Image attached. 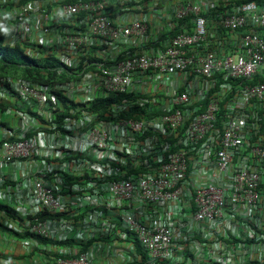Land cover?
Instances as JSON below:
<instances>
[{
	"label": "built area",
	"instance_id": "built-area-1",
	"mask_svg": "<svg viewBox=\"0 0 264 264\" xmlns=\"http://www.w3.org/2000/svg\"><path fill=\"white\" fill-rule=\"evenodd\" d=\"M2 1L13 3L9 7L14 21L7 30L10 37L34 39L38 33L43 44L62 46L77 55L93 40L143 39L151 26L141 18L117 23L108 15L114 0ZM147 1L157 6L160 0H135V10L146 12ZM215 3H220V9L211 20L207 13ZM53 7L60 11L56 19L49 14ZM164 8L170 9V19L178 23L194 15L192 30L183 28L168 45L161 43L156 50L128 54L119 61L99 56L103 59L95 61L92 69L80 73L83 80L92 74L90 82L99 93L93 94L89 84L81 81L80 93L88 99L69 97L76 106L71 105L66 121L77 112L93 111L68 159L70 166H77L74 179L63 184L57 171L54 184L32 179L29 194L37 209L17 210L34 215L28 224L30 233L59 240L65 238L63 232L40 214L42 210L68 211L69 222L54 221L61 231L73 228V238L84 242L112 238L137 256L133 244L135 249L139 244L143 264H201L198 259L203 264L264 262V232L259 233L264 230V169L255 167L264 163V138L251 137L258 109H264V36L257 31L264 27V5L256 0H168ZM81 15L85 28L66 29L64 19ZM137 73H151L170 82L152 97L142 96L132 88ZM215 74L243 81L218 84ZM11 84L20 96L35 99L44 110L51 107L49 86L35 88L19 79ZM67 88L81 91L75 83ZM113 93H135L137 98L106 111L100 98ZM229 94L228 112L219 123L221 104ZM134 103L147 114L160 115L114 118ZM96 105L102 109L95 110ZM53 130V134L58 132ZM39 136L26 133L4 140L0 160L20 163L30 159L43 144ZM204 172L213 179L208 184L201 180ZM76 175H81L78 181ZM193 175L200 180L192 181ZM59 184L65 185L64 190ZM203 221L221 223L225 234L204 233V240L196 241L195 227ZM189 241L197 258L191 256ZM76 246L55 257L56 264H91L88 248L82 252Z\"/></svg>",
	"mask_w": 264,
	"mask_h": 264
},
{
	"label": "crops",
	"instance_id": "crops-1",
	"mask_svg": "<svg viewBox=\"0 0 264 264\" xmlns=\"http://www.w3.org/2000/svg\"><path fill=\"white\" fill-rule=\"evenodd\" d=\"M116 1V0H114ZM42 8H48L44 2L38 3ZM149 9L144 13H139L137 10L128 11L126 13H119V10L122 8H116L117 16L115 17V21L119 24L124 25L134 19H145L151 23L149 33L143 39L138 38H128V39H120L117 41H108L104 43L103 41H92V44H96L98 47H102L99 49V52L93 54L95 56H103L109 59H116L123 52L132 49L143 47L149 43L153 42V45L145 48L144 51H153L156 48H151L156 46V43L162 38L163 30L170 23V15L169 10L167 8H163L159 5L156 6L153 3H150ZM127 8H129L127 6ZM35 15L39 12L35 10ZM49 14L53 19H56L60 15V11L58 7H53L49 11ZM67 24L68 30H77V28L81 27L85 28L84 21L79 18L69 17L64 19ZM14 24V21L11 19V12L9 6H2L0 8V30L9 29ZM38 40H40V36L38 33L35 35ZM147 41V42H146ZM146 42V43H145ZM145 43V44H144ZM87 53H89L87 51ZM69 54V63L71 64L70 57L74 56L73 52H68ZM64 54V55H66ZM67 56V55H66ZM77 66V64H75ZM80 73V72H79ZM91 75L88 74L83 79H73L71 82V86L74 83L81 88V91H78L73 88H69L67 94L72 99H88V97L82 92L83 84L88 83L89 89L93 94H98L99 91L92 84ZM82 81V82H81ZM178 86L184 87L183 81L181 79H176ZM168 79L164 78H156L151 73H137L133 79L132 88L135 93H138L142 96L152 97L155 91H160L161 89H166V85L169 84ZM70 85V84H69ZM195 94V92H194ZM100 96V95H99ZM198 94L196 93V98ZM92 105V104H91ZM58 107L63 106L61 104L57 105ZM53 106L50 109L44 110L42 108L43 116H39L36 112L39 111V105L30 100H21L16 102L14 95L10 94L6 91L5 88L0 86V141L5 138L17 137L26 133H36L40 134V147L33 154L30 159H23L20 163L11 162L6 163L4 161H0V200L3 202H8L14 209L25 208L27 211L33 212L37 209V207L33 204L30 199V183L32 179L46 180L52 184H54L60 175L63 184H70L73 181V173L76 172V165L70 166L68 159H70L74 153L72 152V148L74 147L75 142H79L77 139L80 138L83 127L87 125V121L90 118H93L91 114H93L92 110H89L86 115L80 114L77 112L75 118H71L64 123L70 127L71 131L68 133L64 132H55L53 134V129H50L49 123L43 119L46 118H55L57 112L54 111L55 107ZM89 114V115H88ZM59 119V118H58ZM81 145H85V142H82ZM72 152V154L70 153ZM84 167H82V170ZM261 169H264L262 167ZM57 170H61L58 176H54L53 173ZM79 172V170H77ZM195 176V177H194ZM201 180L204 183L208 184L213 179L209 174H202ZM78 181L81 178V175H76ZM192 181H199V176L193 175ZM63 190L65 185L61 186ZM8 200V201H5ZM189 208V206H188ZM264 217V213H263ZM0 221L7 222L13 225L10 219L6 216V214L0 211ZM72 231H63V234L66 237H73V233L75 230L73 228ZM4 229L0 226V264H52L53 259L51 258L55 252L59 251L60 253H70L72 248H76V245H70L69 243L59 244V247L53 246L56 243H40L43 248H48L50 250L43 252H33L32 248H26L22 240H20L15 234L11 236L4 235ZM209 233V235L215 234H225L223 230V226L221 223L216 222L214 225L212 224H201L199 223L195 227V231L193 233L198 237L203 238V234ZM110 240L106 239L107 242ZM114 240V239H113ZM115 242H120L116 240ZM100 244L97 242H93L88 246V254L91 264H93L94 259L97 257V250L100 248ZM121 248V247H119ZM75 253V252H73ZM110 256V255H109ZM106 257L101 261V264H111L113 257ZM114 263V262H113ZM115 264V263H114Z\"/></svg>",
	"mask_w": 264,
	"mask_h": 264
},
{
	"label": "trees",
	"instance_id": "trees-1",
	"mask_svg": "<svg viewBox=\"0 0 264 264\" xmlns=\"http://www.w3.org/2000/svg\"><path fill=\"white\" fill-rule=\"evenodd\" d=\"M127 5L133 6L135 5V0H127ZM260 4L264 5V0H256ZM167 0H160V6L163 7ZM12 2H8L7 5L9 7L12 5ZM220 3H215L213 7H211L210 12L207 13V16L209 19L213 20L215 15L218 13V10ZM2 6H6V4L0 0V8ZM116 7V5L111 6L110 10L111 13L109 17L114 18L117 16L116 9H113ZM177 21L173 18L170 19L169 25L163 30L162 38L159 40L160 43H156V46L151 48H160L162 45L161 43H170L173 36H175L180 30L183 28H188L189 30H192L194 27V15H189L186 18L182 19L177 22V25H175ZM174 24V26H173ZM215 25H219L218 22L215 23ZM257 31L264 36V27L258 28ZM217 30L215 31L216 34ZM35 37V36H34ZM212 37V36H211ZM147 42V41H146ZM145 42V43H146ZM144 43V44H145ZM219 43V42H218ZM153 45L152 43H149L147 45H144L143 47H150ZM138 47V48H132L129 49L122 54H120L116 60H122L124 59L128 54H134L136 52L144 51L145 48ZM99 49H102V47H98L96 44H90L86 46L80 55L73 54L74 56L70 57L71 65L70 63L64 60L63 58L56 57L52 52L45 53V51H61L65 52V47L58 46V45H45L42 42L38 40V38H25V39H19L15 37H10L7 33L6 29H3V31H0V86L5 88L7 92L14 95L15 101H21L23 98H21L19 95H17L16 91L14 90L11 81L14 79H23L30 83L32 86L40 88L41 86H49L51 88V93L54 97L57 98L58 102L63 106L65 111L59 116L60 118L62 116H67L68 113L66 109H69L71 105L76 106V103L70 101L67 94V87L72 82L73 79L79 78V71L83 70L85 66L90 65L88 69H92L93 63L95 61L101 60L103 58L95 56L93 54H96L99 52ZM65 50V51H64ZM87 51L89 53H87ZM69 56V54H66ZM77 64V66H75ZM73 66V67H72ZM74 67H77L79 69H75ZM218 75L219 83L221 82H232L233 85H239L240 81H243L242 79L231 81L227 80L225 78H222L219 74H215V76ZM259 78H256L254 81H258ZM262 81V79L260 78ZM234 90H237L236 88ZM232 97L231 94L227 96V98L222 102L221 107L222 110L219 115L218 122L221 123V121L224 119L226 113L228 110L225 108V103L228 99ZM137 95L134 93H113L106 95L103 98H100L101 106L104 108V110L108 111L107 107H111L112 105H122V103L127 101H134L136 100ZM264 107V105H263ZM95 110L102 109L98 105L94 106ZM98 112V111H95ZM148 115V116H146ZM160 115L159 112H153L151 114H147V110L143 107H140L139 104H133V106L130 108L129 111H122L119 113V116H114V118L119 117H133V118H142L146 116L147 118L152 116ZM217 122V123H218ZM221 126V124H220ZM248 129L251 130L250 127ZM250 133V131H247ZM252 139H258L260 137L264 138V109H258V119L256 127L251 132ZM264 143V140H263ZM258 169H261L264 167V163H260L257 166ZM0 211L4 212L8 219L15 220L18 218L17 211L9 205L8 202H3L0 200ZM0 226L2 229L9 230L8 223L0 221ZM11 231V230H10ZM264 230H260L259 233H263ZM14 233V232H13ZM17 236L24 237V234L20 233H14ZM37 239H39L40 243L44 242H54L53 241L41 236H37ZM112 239V238H109ZM223 241H227L226 238L222 239ZM66 243H74L81 247V251H86L88 246L91 245L94 241L90 240L87 242H84L79 239H68V241H65ZM139 247V245H138ZM140 252L142 251L139 247ZM144 255V253H143ZM207 264H210V262H207ZM215 264H223L222 261H216ZM229 264H234V261L231 260ZM249 264H264V262L259 261H251Z\"/></svg>",
	"mask_w": 264,
	"mask_h": 264
},
{
	"label": "clouds",
	"instance_id": "clouds-1",
	"mask_svg": "<svg viewBox=\"0 0 264 264\" xmlns=\"http://www.w3.org/2000/svg\"><path fill=\"white\" fill-rule=\"evenodd\" d=\"M168 1V0H167ZM148 2V4L150 3L149 1H147ZM127 3H128V1L127 0H116V1H114L113 3H112V5H110L109 7H108V14H110L111 13V10H110V7L111 6H114V5H116V7H114L113 9H116V8H122L121 10H119V13H121V14H123V13H126V12H128V11H135V5H133V6H129V5H127ZM167 3V2H166ZM165 3V4H166ZM159 5H160V1H159ZM6 6H9V5H6ZM127 6L129 7V8H127ZM165 7V5L163 6V8ZM169 11H170V9H168ZM83 17H84V15H81V16H79V17H76V18H79L80 20H82V21H84L83 20ZM116 17V16H115ZM114 17V18H115ZM7 30V29H6ZM0 31H3V29L2 30H0ZM171 42V41H170ZM169 43H166V45H168ZM159 48V47H158ZM65 51V50H64ZM63 54H66V53H68L67 51H65V52H62ZM77 55V54H76ZM69 65H71V64H69ZM87 66H89V65H87ZM87 66H85V68L87 67ZM73 67V66H72ZM75 69H79V68H77V67H74ZM85 68H83V70H81V71H79L80 73L82 72V71H84V70H87V69H85ZM14 80H18V79H14ZM14 80H12V81H14ZM19 80H21V81H24V82H26V83H28L27 81H25V80H23V79H19ZM11 81V82H12ZM30 86H32L30 83H28ZM32 87H34V86H32ZM45 87V86H44ZM35 88H37V87H35ZM40 88H43V86H41ZM68 89V88H67ZM17 93V92H16ZM48 93H49V96H50V99H49V101H50V103H51V107L50 108H52L53 106H57L58 104H60L59 102H58V100H57V98L56 97H53V94L51 93V90L50 91H48ZM17 95H19L18 93H17ZM20 96V95H19ZM21 98H23V99H25V100H30V101H34V102H36L38 105H39V103L35 100V99H32V98H24V97H22V96H20ZM51 97H53V98H55V100H52V98ZM69 99V98H68ZM40 106V105H39ZM49 108V109H50ZM94 108V107H93ZM54 111L55 112H57V114H56V117L53 119V118H48V119H46V118H44L43 117V119L44 120H46L47 121V123H49V127H50V129H55V131H61V132H64V133H68V132H70L71 131V129L70 130H68L67 129V127H66V124L64 123L66 120H65V118L67 117V116H70V113H69V109H66V111H67V113H68V115L67 116H62L61 118L59 117L64 111H65V109L64 108H60V107H55V109H54ZM36 112L39 114V116H43V114H42V108H41V106L39 107V111H37L36 110ZM102 115V114H101ZM59 118V119H58ZM63 125H65V126H63ZM27 134H32V133H27ZM34 134V133H33ZM18 137V136H17ZM17 137H11V138H5V139H3V140H1L0 141V147H1V144H2V142L4 141V140H14V139H16ZM0 161H2V160H0ZM16 162V161H15ZM19 162V161H18ZM7 163V162H6ZM9 163H11V162H9ZM57 172H59V174L60 173H62V171L61 170H57ZM72 178L74 179V175L72 176ZM16 210V209H15ZM17 211V213H18V215H20V216H18V218H16L15 220H12V219H10L11 220V222H13V225L12 224H10V223H8V227H9V230H7V229H4V232H8V233H10L11 235H13L14 233H20V234H24L25 236L24 237H21V236H17L16 234V236L20 239V240H22V243H23V245L26 247V248H32L33 249V252H43V251H47V250H49L48 248H43V246L42 245H39L38 243H39V239H37V236H40V235H34V234H32V233H30L29 232V230H28V224H29V222L34 218V215H32V214H30V215H26V214H24L23 212H21V211H18V210H16ZM41 218L42 219H45V220H51V222L52 223H50V226H52L53 228H56L59 232H63V231H61L60 229H59V227L58 226H61V225H58V224H56L54 221H56V220H60V219H64V220H66L67 222H69V219H70V215H69V212L67 211V212H58V213H52V212H49V211H47V210H42L41 211ZM11 230V231H10ZM14 232V233H13ZM217 235V234H216ZM41 237H43V236H41ZM31 238H33V239H31ZM44 238H47V239H50V240H53V241H57L56 242V245H53L54 247L55 246H57V245H59V244H64V243H66L65 241H68V239L70 240V239H73L74 240V238L73 237H66V238H64V239H62V240H59L58 238H55V237H44ZM193 238L196 240V241H203L204 239L203 238H200V237H198L196 234H194L193 235ZM32 240L31 242V244H28L27 243V241L28 240ZM94 242H95V240H93ZM104 241H106V239L104 240ZM108 241H112L111 239L110 240H108ZM210 241V240H209ZM44 242V241H43ZM210 242H212V241H210ZM46 243V242H45ZM47 243H50V242H47ZM52 243V242H51ZM54 243V242H53ZM70 245H76V244H74V243H69ZM138 245L139 244H137V247H136V252L138 253V255L139 254H142L143 255V250H142V248H141V252H140V250H139V247H138ZM188 247H190L191 248V251H192V257L193 258H197V257H195L196 255H194V253H193V250H192V247H193V243H191L190 241L188 242V245H187ZM201 251V250H200ZM199 251V252H200ZM49 252H50V250H49ZM58 255H60V252L59 251H57V252H55L54 253V255H52L51 256V258L53 259V261H52V264H56V261L54 260L55 259V257H57ZM144 256V255H143ZM136 257H137V254H136ZM205 257V255H203L202 256V258H204ZM1 258V257H0Z\"/></svg>",
	"mask_w": 264,
	"mask_h": 264
},
{
	"label": "rangeland",
	"instance_id": "rangeland-1",
	"mask_svg": "<svg viewBox=\"0 0 264 264\" xmlns=\"http://www.w3.org/2000/svg\"><path fill=\"white\" fill-rule=\"evenodd\" d=\"M52 52L56 57L58 58H63L67 62L69 61V57L64 55L61 51L55 52V51H45V53H50ZM112 141L114 142V138H111ZM117 144L116 142L113 143ZM5 201H8L5 199ZM207 221L201 222V224H207ZM5 236H11L8 232H3ZM100 244V248L97 250V257L94 259L93 264H101V261H103L104 258L108 257L109 255L113 257L112 263L115 264H143L141 262V256L138 255L136 257L135 253H131L129 249L126 248L125 243L121 244L120 242H115V241H107V242H97ZM121 247V248H119ZM134 251L136 252L137 250L135 249V246L133 244ZM114 254H116L114 256ZM109 256V258H110ZM202 258V257H201ZM201 264H203V261L201 259H198Z\"/></svg>",
	"mask_w": 264,
	"mask_h": 264
}]
</instances>
